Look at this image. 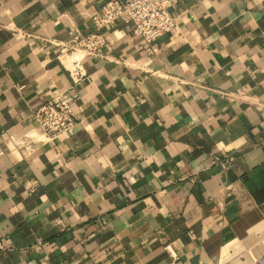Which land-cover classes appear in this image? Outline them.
I'll list each match as a JSON object with an SVG mask.
<instances>
[{
	"label": "crops",
	"instance_id": "0c3cea01",
	"mask_svg": "<svg viewBox=\"0 0 264 264\" xmlns=\"http://www.w3.org/2000/svg\"><path fill=\"white\" fill-rule=\"evenodd\" d=\"M106 1L0 0V264H264V0H175L156 52L119 19L75 83L55 41Z\"/></svg>",
	"mask_w": 264,
	"mask_h": 264
},
{
	"label": "built area",
	"instance_id": "2783aa9c",
	"mask_svg": "<svg viewBox=\"0 0 264 264\" xmlns=\"http://www.w3.org/2000/svg\"><path fill=\"white\" fill-rule=\"evenodd\" d=\"M174 2L175 0H107L104 2L101 12L92 17L93 27L90 31L83 32L77 28L68 40L55 41V44L64 49L61 56L74 54L71 65L68 66L72 80L80 83L88 76L86 57H108L106 51L108 39L104 28L119 19L130 21L133 24V33L144 39L147 50L156 52L157 39L167 32L175 33L178 30L177 18L171 12ZM77 96L76 91L60 92L43 101L35 110L39 127L47 138L58 137L73 129L78 118V112L74 108ZM231 162L232 157L221 161L223 166ZM0 246L3 247L2 242ZM167 247L172 257L169 264H179L177 251L171 245Z\"/></svg>",
	"mask_w": 264,
	"mask_h": 264
}]
</instances>
